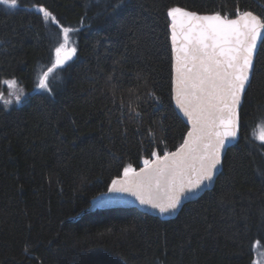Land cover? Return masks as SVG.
Masks as SVG:
<instances>
[{
	"label": "trees",
	"instance_id": "obj_1",
	"mask_svg": "<svg viewBox=\"0 0 264 264\" xmlns=\"http://www.w3.org/2000/svg\"><path fill=\"white\" fill-rule=\"evenodd\" d=\"M20 0L0 6V264H252L264 249V51L240 109V138L210 191L175 218L92 205L131 165L177 150L190 127L173 101L167 9L264 19V0ZM36 5L77 29V54L53 85L34 92L58 29ZM51 81V80H50ZM6 98V96H5ZM139 112L140 115H136Z\"/></svg>",
	"mask_w": 264,
	"mask_h": 264
},
{
	"label": "snow or ice",
	"instance_id": "obj_2",
	"mask_svg": "<svg viewBox=\"0 0 264 264\" xmlns=\"http://www.w3.org/2000/svg\"><path fill=\"white\" fill-rule=\"evenodd\" d=\"M0 5L14 10L20 0H0ZM119 7L123 4L118 0ZM35 11L43 22H51L58 29L53 59L40 70L33 88L53 97V85L77 54L71 36L77 29L61 24L43 5H36ZM166 16L170 18L175 60L174 99L191 129L175 152L163 156L152 152L155 159H145L140 171L131 165L125 167L123 177L113 179L108 189L114 195L132 196L160 214L176 212L183 199L213 183L226 145L240 138V109L252 79L258 43L264 51V19L251 11L237 8L234 18H229L219 11L202 15L173 6ZM2 83L8 87L10 98L0 91V104L9 108L14 100L19 105L24 88L16 79ZM253 138L264 147V121L257 125ZM255 246H260L259 240ZM254 264L264 261L255 260Z\"/></svg>",
	"mask_w": 264,
	"mask_h": 264
},
{
	"label": "water",
	"instance_id": "obj_3",
	"mask_svg": "<svg viewBox=\"0 0 264 264\" xmlns=\"http://www.w3.org/2000/svg\"><path fill=\"white\" fill-rule=\"evenodd\" d=\"M198 13V12H197ZM198 14H201V13H198ZM203 15V14H202ZM259 48H260V45L258 43V49H257V54H258V51H259ZM173 53V52H172ZM256 60V59H255ZM174 65H175V60H174V53H173V82H174V76H175V71H174ZM254 66H255V62H254ZM248 88V87H247ZM246 88V90H247ZM173 89H174V83H173ZM246 92V91H245ZM244 99V98H243ZM173 101H174V105H175V108L176 110L178 111V113L180 114V116L188 123L190 129H191V124L190 122L187 120V117H185L183 115V113L180 111V109L176 106V103H175V99H174V91H173ZM243 103V101H242ZM242 105V104H241ZM189 129V130H190ZM187 138V136H186ZM185 138V139H186ZM235 143V142H234ZM234 143L232 144H229V145H226V149H225V154L228 150V148L233 145ZM175 152V151H174ZM225 156V155H224ZM223 156V158H224ZM155 159V158H153ZM223 161V160H222ZM144 166H142L141 168H143ZM140 168V169H141ZM140 169L136 170V171H140ZM222 170V166L220 167L219 169V172L218 174L214 177V181L212 184H210L209 186L207 187H204L202 188V190L198 191L196 194H192L190 195L188 198L186 199H183L182 200V203L180 205V207L177 209L176 212L174 213H170V214H160L158 212V210H155V209H151L150 207H147V206H144V205H141L139 203L138 200H136L134 197L132 196H128V195H114L112 193H109L107 192V194L101 199V200H98L96 201L93 205H92V209L97 207V206H103V207H123V208H130V207H135V208H138L140 209L141 211H143L144 213H147L149 215H153V216H157V217H160L162 219H165V220H168V219H172V218H175L177 216V214L180 212V210L188 203L190 202H193L195 200H197L200 196H202L205 192L207 191H210L213 186L215 185V182L220 174ZM123 175L120 177L122 178Z\"/></svg>",
	"mask_w": 264,
	"mask_h": 264
},
{
	"label": "rangeland",
	"instance_id": "obj_4",
	"mask_svg": "<svg viewBox=\"0 0 264 264\" xmlns=\"http://www.w3.org/2000/svg\"><path fill=\"white\" fill-rule=\"evenodd\" d=\"M1 7H3V8H5L4 6H2V5H0ZM6 9V8H5ZM7 10H10V9H7ZM15 10V9H14ZM13 11V10H12ZM75 33H76V31H74L72 34H71V36H72V39H73V41H74V45L76 46V38H75ZM57 38H54V47L56 46V44H57ZM55 75V74H54ZM52 78L50 77V80H51ZM6 86V85H5ZM6 88H7V94L5 95L6 96V99H8V98H10L9 97V89H8V87L6 86ZM4 96V97H5ZM254 249H255V256H254V259H253V261H252V264H254V261L255 260H261V261H264V249L262 248V246H259V247H256V246H254Z\"/></svg>",
	"mask_w": 264,
	"mask_h": 264
}]
</instances>
